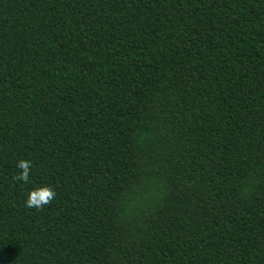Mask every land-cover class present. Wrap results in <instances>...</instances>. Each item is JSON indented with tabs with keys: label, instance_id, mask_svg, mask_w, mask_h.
I'll return each instance as SVG.
<instances>
[{
	"label": "trees",
	"instance_id": "16d2710c",
	"mask_svg": "<svg viewBox=\"0 0 264 264\" xmlns=\"http://www.w3.org/2000/svg\"><path fill=\"white\" fill-rule=\"evenodd\" d=\"M0 264H264V0H0Z\"/></svg>",
	"mask_w": 264,
	"mask_h": 264
},
{
	"label": "clouds",
	"instance_id": "9594fccd",
	"mask_svg": "<svg viewBox=\"0 0 264 264\" xmlns=\"http://www.w3.org/2000/svg\"><path fill=\"white\" fill-rule=\"evenodd\" d=\"M17 167L23 169V172L20 175L15 176L14 179L27 182L30 174L29 169L31 167V162L21 160L17 164ZM54 196L55 192L49 187H43L38 190H33L29 193L26 206L30 208H41L44 205L49 204Z\"/></svg>",
	"mask_w": 264,
	"mask_h": 264
}]
</instances>
